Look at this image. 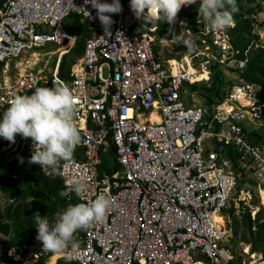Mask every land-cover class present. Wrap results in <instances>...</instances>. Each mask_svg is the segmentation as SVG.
I'll return each instance as SVG.
<instances>
[{
  "label": "built area",
  "instance_id": "built-area-1",
  "mask_svg": "<svg viewBox=\"0 0 264 264\" xmlns=\"http://www.w3.org/2000/svg\"><path fill=\"white\" fill-rule=\"evenodd\" d=\"M130 3L120 0L122 11L108 14L114 23L106 33L85 0L0 2V121L13 95L66 84L78 99L81 139L57 177L64 189L73 177L86 181L87 192L71 194L70 203L98 194L112 201L102 221L74 234L78 248L51 253L34 236L6 248L0 264H264L250 244L248 252L237 249L229 226L244 211L240 202L253 195L241 191L244 198L231 205L241 176L256 182L258 194L264 185V142L252 141L246 131L247 125L264 128V85L239 78L225 88L221 102L185 100L194 92L188 85L201 82L195 75L205 72L202 81L210 80L211 65L242 71L251 45L239 58L230 35L234 22L212 31L197 22V12L190 19L194 29H184L191 43L196 37V50L160 63L156 26L144 27ZM70 18L86 23L91 34L62 77L61 59L77 41L65 25ZM175 28L167 23L163 37ZM258 40L254 47L264 48L259 35ZM49 43L53 49H46ZM33 150L30 138L17 134L12 143L0 137L6 161Z\"/></svg>",
  "mask_w": 264,
  "mask_h": 264
},
{
  "label": "clouds",
  "instance_id": "clouds-1",
  "mask_svg": "<svg viewBox=\"0 0 264 264\" xmlns=\"http://www.w3.org/2000/svg\"><path fill=\"white\" fill-rule=\"evenodd\" d=\"M85 3L97 10L106 33L114 23L108 14L122 11L120 0H113L112 3L85 0ZM194 3L196 0H131L130 7L136 18L142 19L144 27H147L161 20L174 24L181 7ZM237 10L236 0H200L197 22H203L210 30L217 31L234 22L233 13ZM175 40L185 43L182 35ZM8 105L0 121V137L12 143H15L17 134L30 138L34 150L29 163L40 165L50 176L59 175L61 162L72 158L81 139L76 122L78 99L73 91L66 84L54 83L51 87H37L30 95H13ZM87 190L85 180L73 177L59 195L70 201L71 194L82 197ZM111 206L109 197L98 194L87 202L69 203L51 224L47 216L34 213V224L38 230L36 240L42 242L43 250L51 253L63 252L68 247L78 248L74 234L93 222L102 221Z\"/></svg>",
  "mask_w": 264,
  "mask_h": 264
},
{
  "label": "trees",
  "instance_id": "trees-1",
  "mask_svg": "<svg viewBox=\"0 0 264 264\" xmlns=\"http://www.w3.org/2000/svg\"><path fill=\"white\" fill-rule=\"evenodd\" d=\"M131 2V0H129ZM264 4V0H260ZM1 2V0H0ZM257 0H236L237 11L233 13L234 27L230 30L232 44L240 50L239 58H243L242 52L251 45L246 67L242 71H235L239 78L246 82L264 85V48L259 44L258 35L252 32V16L263 12L262 4ZM200 5V0L197 1ZM192 8V6H190ZM198 11L194 8L186 14L187 19H191ZM264 19V17H263ZM259 24L262 22L259 21ZM156 26V40L161 38L167 27L166 21H158L150 24ZM188 25L194 29L193 22ZM70 34L77 36V41L71 52L64 55L61 59L58 74L63 77L70 65L83 54V44L85 39L91 34L86 23L81 24L80 30L71 29ZM155 45V49H156ZM67 55H71L69 63L66 64ZM66 57V58H65ZM210 84L198 86V83L188 85L191 91L202 89L200 97L204 105L221 102L224 99L226 81L223 70L220 66L211 65ZM250 139L254 142H264V128L258 130H247ZM30 155L23 151L20 155L10 161H6L0 155V194L7 199L14 198L6 208L0 211V233L4 236L12 237L9 241L1 242L2 246L12 247L18 244L29 243L34 236H37V227L34 224V213H39L41 217L47 216L50 224L57 218L55 215L59 209L66 208L72 201L62 198L59 193L65 190L60 179L56 176H45L41 173L37 164L29 163ZM21 158L23 162L21 163ZM15 176V177H13ZM251 186L255 185L253 181ZM264 190V185L261 186ZM239 224L243 228L240 240H236L237 228L231 227L235 242L250 244L253 250L259 251L264 255V210L259 209L254 219L250 212L241 211L239 213ZM236 216H232V219ZM246 236V237H245ZM62 264L68 261L62 260ZM60 262V264H61Z\"/></svg>",
  "mask_w": 264,
  "mask_h": 264
},
{
  "label": "rangeland",
  "instance_id": "rangeland-1",
  "mask_svg": "<svg viewBox=\"0 0 264 264\" xmlns=\"http://www.w3.org/2000/svg\"><path fill=\"white\" fill-rule=\"evenodd\" d=\"M197 1H199V0H196V3H194V4L184 5L181 7V10L177 14L176 22L174 24H172V25H176V28L173 30L172 33H170L169 37H166V35H165L164 37L162 36L158 40H155V45H156V47H158L157 58H158V61L160 63H165L166 61H169V60L172 61V60H176V59H181L183 56H185L187 54H191L196 50V46H197L196 45V37H194V43H191L189 40V37L186 36V34L184 33L185 32L184 28H185V25L186 24L188 25V23L190 21V19H187L186 14L188 12L190 13L192 8H194L198 11L199 5L197 4ZM257 1H259L261 3L260 0H257ZM261 4H262L263 12L259 13L258 16L254 15L256 17V20H254L255 22L253 23L252 32L255 33L256 35H259V38L261 39V41L264 42V19H263V17H264V4L263 3H261ZM190 6H192V8ZM182 21L185 22L184 25L181 24ZM259 21L262 22V24H259ZM65 25L69 31L71 29H73L75 31H79L80 26H81V25H78L77 22L73 18H70L69 20L67 19L65 22ZM180 35H182L184 37L185 43H183L180 40H175V37H179ZM155 39H157V37H155ZM186 44L188 45V47ZM46 49H53L52 44H50V43L47 44ZM34 50H36V49H34ZM68 56L70 57L71 55H67L66 57H68ZM69 57L66 59V64L69 63V59H70ZM50 58L51 59L48 61L47 66L51 69L53 66V63L55 61V56H51ZM44 61H45V58H43L42 62L38 65L39 68H41V66L44 64ZM171 63L173 64V62H171ZM222 70H223L225 81H226V87L233 85L238 81L239 76L236 72L231 71V70L228 71V69L225 67H223ZM188 73L189 74L193 73L192 68H189ZM195 76L198 77L199 75H195ZM204 79H200V78L197 79L198 81H201L198 83L199 84L198 86H206L207 87L210 84L211 80L202 81ZM186 89H188V88L186 87ZM201 93H202V89H199V90L194 91L191 94V96L187 95V98H185L186 102L192 103L190 100L192 97L194 99V101H193L194 103L203 104V100L200 97ZM246 129L251 130V126L247 125ZM250 181H252V180L248 176H244V175L241 176V178L237 184V187L235 188V190L233 192L232 201L230 203L232 206L234 205V203L236 204V202L239 199L244 198L241 191L249 190L253 194V195H251L252 196L251 199L242 200L240 202V206L244 207L245 211L248 210L250 213L251 212L254 213V212H257L259 209L264 210V205L261 204V199L259 197L257 187H255V185L251 186ZM253 182L256 183L255 181H253ZM262 202L264 204V192L262 193ZM9 204L10 203H9L8 199L3 194H0V211H2L4 208H6ZM65 209H66L65 207L59 209V211L55 215V217L58 218V215L61 212H63ZM218 215H223V212H221ZM239 219H240V216H236L233 219L232 218L229 219V221H230L229 226L230 227L236 226V228H237L238 237L236 238V240H240L242 233H243V228L239 224ZM221 220L223 221L222 218H221ZM228 224L229 223L226 222V225H228ZM11 237H12V234H10L9 236H4L3 234L0 233V263L4 257V250L7 248L6 246H2L1 242L9 241ZM241 245H245V243L244 244L238 243V246H241ZM238 246H237V249H238Z\"/></svg>",
  "mask_w": 264,
  "mask_h": 264
},
{
  "label": "bare ground",
  "instance_id": "bare-ground-1",
  "mask_svg": "<svg viewBox=\"0 0 264 264\" xmlns=\"http://www.w3.org/2000/svg\"><path fill=\"white\" fill-rule=\"evenodd\" d=\"M173 61V60H172ZM197 75H199L198 77L196 76V79H198V78H200V79H204V78H206V76H207V74L204 72V73H201V74H197ZM198 81V80H197ZM152 119L153 120H156L157 119V117H155V116H152ZM264 192V190L263 189H260L259 190V196H260V199H261V204L262 205H264L263 204V202H262V193ZM216 219V221H218L219 223H223V221L221 220V217H216L215 218ZM238 248L239 249H241V250H244L245 252H248L249 251V248H250V246L247 244H245V245H241V246H238ZM54 261V260H53Z\"/></svg>",
  "mask_w": 264,
  "mask_h": 264
},
{
  "label": "water",
  "instance_id": "water-1",
  "mask_svg": "<svg viewBox=\"0 0 264 264\" xmlns=\"http://www.w3.org/2000/svg\"><path fill=\"white\" fill-rule=\"evenodd\" d=\"M0 66H1V64H0Z\"/></svg>",
  "mask_w": 264,
  "mask_h": 264
}]
</instances>
